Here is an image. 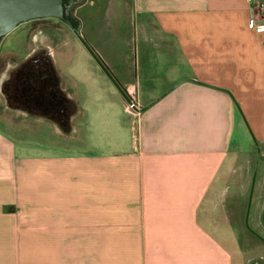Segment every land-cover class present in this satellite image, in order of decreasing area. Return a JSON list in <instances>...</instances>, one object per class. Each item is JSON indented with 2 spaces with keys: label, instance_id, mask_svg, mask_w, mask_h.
<instances>
[{
  "label": "crops",
  "instance_id": "crops-1",
  "mask_svg": "<svg viewBox=\"0 0 264 264\" xmlns=\"http://www.w3.org/2000/svg\"><path fill=\"white\" fill-rule=\"evenodd\" d=\"M259 2L106 0L103 10L137 17L134 50L92 47L150 105L132 118L84 53L83 71L63 76L68 128L43 118L56 138L41 142L0 129V264H241L238 226L219 203H232V164L249 154L245 136L231 137L238 110L264 142Z\"/></svg>",
  "mask_w": 264,
  "mask_h": 264
},
{
  "label": "rangeland",
  "instance_id": "rangeland-1",
  "mask_svg": "<svg viewBox=\"0 0 264 264\" xmlns=\"http://www.w3.org/2000/svg\"><path fill=\"white\" fill-rule=\"evenodd\" d=\"M105 2L106 0H83L73 9V13L82 20L81 34L84 40L102 52L114 53L124 47L129 52L134 50L133 38L138 36L137 28L134 27V22L137 21L134 12L130 9L125 13H117L109 7L103 10ZM112 21L115 22L114 26ZM122 39L127 43L126 46L122 44ZM0 44V89L2 79L7 76L6 68L14 66L40 45L51 49L53 58L60 54L67 57L56 65L62 76L71 73L70 71L77 73L79 70L81 73V58L86 55L84 53H89L73 31L55 17L22 23L4 36ZM63 84L69 88L71 81L68 77H63ZM237 115V119L241 117L242 121L237 125L233 124L231 137L232 140H238V137L241 139L242 135L245 136V142L241 139L243 145L239 144V148L248 149L249 154H243L239 150L229 178L239 181L240 186L235 189L237 193L233 194L232 203L228 204L222 198L223 202L219 203V207L223 204L222 209L226 211H222L224 216L232 219L233 225L235 223L238 226L241 264H264V199L261 195L264 189V142H258L256 146L251 130L239 110ZM42 126V121L10 110L0 92V129L30 141L41 142L42 137L56 138L53 126Z\"/></svg>",
  "mask_w": 264,
  "mask_h": 264
},
{
  "label": "flooded vegetation",
  "instance_id": "flooded-vegetation-1",
  "mask_svg": "<svg viewBox=\"0 0 264 264\" xmlns=\"http://www.w3.org/2000/svg\"><path fill=\"white\" fill-rule=\"evenodd\" d=\"M6 72L0 92L10 110L37 121L53 119L63 127H69V119L75 110L67 96L69 88L64 86L63 76L52 59L51 49L40 45L14 66L6 68Z\"/></svg>",
  "mask_w": 264,
  "mask_h": 264
},
{
  "label": "water",
  "instance_id": "water-1",
  "mask_svg": "<svg viewBox=\"0 0 264 264\" xmlns=\"http://www.w3.org/2000/svg\"><path fill=\"white\" fill-rule=\"evenodd\" d=\"M82 1L83 0H0V43L2 38L20 23L32 19L55 17L65 23L74 32L121 95L124 98H128L124 87L117 81L103 60L84 40L81 34L82 20L73 13V9ZM156 100L157 99H155L154 102ZM149 105L150 104L141 107L140 111L145 110ZM251 134L256 146H258L252 132ZM257 148L258 151H260L259 147Z\"/></svg>",
  "mask_w": 264,
  "mask_h": 264
},
{
  "label": "built area",
  "instance_id": "built-area-1",
  "mask_svg": "<svg viewBox=\"0 0 264 264\" xmlns=\"http://www.w3.org/2000/svg\"><path fill=\"white\" fill-rule=\"evenodd\" d=\"M259 10L264 12V2L258 3ZM250 25L255 28H263L264 23H256L255 19L251 17ZM127 93V92H126ZM128 98H124V109L132 116V118L136 119L139 115L141 106L139 105L138 101L135 97L130 96L128 93ZM134 133V132H133Z\"/></svg>",
  "mask_w": 264,
  "mask_h": 264
},
{
  "label": "trees",
  "instance_id": "trees-1",
  "mask_svg": "<svg viewBox=\"0 0 264 264\" xmlns=\"http://www.w3.org/2000/svg\"><path fill=\"white\" fill-rule=\"evenodd\" d=\"M77 5H78V4H77ZM77 5H76V6H77ZM76 6H75V7H76Z\"/></svg>",
  "mask_w": 264,
  "mask_h": 264
}]
</instances>
